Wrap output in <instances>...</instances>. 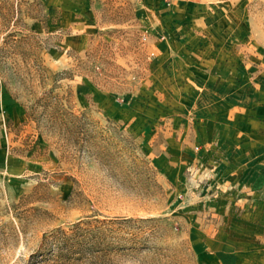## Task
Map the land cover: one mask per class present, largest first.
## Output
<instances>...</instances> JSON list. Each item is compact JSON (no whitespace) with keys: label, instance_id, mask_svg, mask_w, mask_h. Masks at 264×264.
I'll return each mask as SVG.
<instances>
[{"label":"rangeland","instance_id":"1","mask_svg":"<svg viewBox=\"0 0 264 264\" xmlns=\"http://www.w3.org/2000/svg\"><path fill=\"white\" fill-rule=\"evenodd\" d=\"M0 264H264V0H0Z\"/></svg>","mask_w":264,"mask_h":264}]
</instances>
